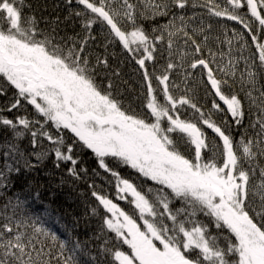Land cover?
<instances>
[{
  "label": "snow or ice",
  "instance_id": "6c2138e0",
  "mask_svg": "<svg viewBox=\"0 0 264 264\" xmlns=\"http://www.w3.org/2000/svg\"><path fill=\"white\" fill-rule=\"evenodd\" d=\"M23 3L24 0H0V77L16 90V98L8 110L19 108L24 101L42 121H30L26 117L15 121L2 118L0 124L11 128L17 138L24 135L17 129L28 130L33 146L39 131V135L55 145L52 150L56 166L59 167L60 161L71 162L69 174L78 179L72 145L62 150L63 131L67 130L72 134L73 143L91 150L98 158L99 167L114 178L115 200L92 191V196L105 210L102 228L113 234L104 239L99 255L110 257L108 264H264V169H260L259 183L250 185V173L255 175L256 172L253 161L258 155L264 156V91L260 98L253 97L251 90L246 93L252 104L261 99L252 125H259V138L244 140L242 137L234 144L226 130L212 119L211 112L205 113L188 95H173L170 74L177 67H183L182 63L169 62L160 75L155 72L150 75L146 62L155 59L157 42H163L164 35L149 36L137 25L135 4L130 0H77L83 11L76 15L84 17L83 27L89 36L97 22L106 25L110 35L142 70L144 115L135 110L127 111L113 98L111 83L105 90L96 83V66L107 68L108 60L97 58L96 65H90L84 55L88 37L80 42L79 48L75 44L60 45L54 36L38 28L35 17L22 18ZM143 3L145 9L140 12L141 17L145 11H151V18L168 14L169 5L162 0H143ZM187 4L188 0H173V5L179 9ZM200 6L207 7L211 15L234 21L247 30L255 49L252 63L258 61L264 71L261 35L264 34V0H224L223 7L216 0H205ZM121 20L131 27L122 28ZM177 31L192 41L194 53H201V45L188 32L183 28ZM232 31L239 37L238 43L244 41L246 46L243 32ZM173 35L168 32L170 38ZM228 43L231 45L232 41ZM172 46L169 39L167 48L171 50ZM184 55L181 54L182 61ZM198 68L206 75L207 90L218 98L213 99L212 109L226 112L240 125L245 116L244 103L237 94L225 92L232 87L229 78L236 77L233 61L230 59L219 68L224 76L217 78L209 60L193 58L184 69V81L192 75L189 69ZM256 76L255 71H248L246 82L241 76L242 85L246 83L250 89H255ZM179 87L174 82L171 84V88ZM184 90L189 91L187 85ZM5 91L0 87V95ZM188 109H191L190 114ZM49 123L57 131L55 137L45 129ZM33 125H39V130H32ZM206 129L211 130L213 138H209ZM8 147L6 155L17 153L24 159V167H37L24 157L16 144ZM181 147L190 154L185 155ZM35 155L42 162L47 153ZM109 159L135 170L144 185L138 186L122 177L109 167ZM15 163L19 164L20 160L16 159ZM5 167L7 173L20 172V168L12 164ZM5 178L6 173L0 170V187L4 186ZM257 198L258 209L254 206ZM116 201L129 204L131 214ZM176 201L180 202V207L173 208ZM19 204L17 200L16 206ZM92 212L95 214L96 209ZM14 216L13 209V215H5V222L0 224V264H50L51 249L45 253L42 245L37 248L36 234L58 242L63 257L66 242L42 226L14 219ZM29 227L33 230L31 234L21 231ZM77 252L88 255L92 264H99L97 257L81 247L79 241L73 245V255L64 258V264H79L75 259ZM42 255L50 258L42 260Z\"/></svg>",
  "mask_w": 264,
  "mask_h": 264
},
{
  "label": "trees",
  "instance_id": "16d2710c",
  "mask_svg": "<svg viewBox=\"0 0 264 264\" xmlns=\"http://www.w3.org/2000/svg\"><path fill=\"white\" fill-rule=\"evenodd\" d=\"M130 2L137 8V25L142 26L149 36L164 35V41L157 42L155 59L146 62L150 75L153 72L160 75L169 62L177 65L182 63L183 67H177L170 74V89L173 95H188L205 113L211 112L212 119L226 130L234 144H238L242 137L244 140L258 139L259 125L255 127L252 125L255 124L261 99H257L256 103L252 104L246 93L251 90L253 97L260 98V93L264 91V71L260 69L258 61L256 64L252 63L251 57L255 49L247 30L234 21L211 15L207 7L200 6L205 3V0H188L184 9L175 7L173 0H162L169 5L168 14L155 15L154 18H151V11H145L144 17L140 16V12L145 9L143 0H130ZM216 2L224 6V0H216ZM193 4L196 6L193 7ZM21 11L22 18L35 17L38 28L45 34L54 36L55 42L64 47L75 44L79 48L80 42L88 37L87 44L84 46V55L90 65H96L97 58L108 60L107 68L103 65L96 66L95 80L98 86L101 90H105L111 83L110 91L113 98L121 102L122 108L127 111L135 110L137 114L144 115L142 101L145 88L142 70L122 45L114 40L106 25L97 22L92 26L89 36L83 27L84 17L76 15V12L83 11V6L79 5L77 0H72L71 3H68V0H24ZM181 16L183 20L180 19ZM120 26L125 29L131 27L123 20L120 21ZM252 27L255 30L256 25L253 23ZM179 28H183L201 45V53H194L192 41L188 40L183 32L177 31ZM232 29H236L237 33L243 32L244 39L247 41L246 46L244 41L238 43L239 37L233 33ZM169 31L174 33L171 38L168 36ZM261 35L264 42V34ZM205 36L207 40L204 39ZM169 39L173 42L171 50L167 48ZM229 40L232 41L231 45L228 43ZM182 53L185 54L183 61ZM193 58L209 60L217 78L224 76L219 68L227 65L230 59L233 61L236 77L234 80L229 78L232 87L226 88L225 92L237 94L244 103L245 116L240 125H236L226 112H216L212 109L213 99L218 98L213 97L207 90L206 75L202 74L201 69H189L192 75L188 81H184V69L188 68V63ZM248 71L257 73L255 89H250L246 83L242 85L241 76L243 75L246 82ZM173 82L180 87L171 88ZM185 85L189 89L187 92L184 90ZM153 86H156L155 80H153ZM0 87L6 89L5 94L0 95V119L7 118L15 121L18 117H26L30 121H42L34 108L24 101H21L19 108L9 111L8 108L16 98V90L8 86L2 77H0ZM188 113H191V109H188ZM45 129L54 137L57 135V131L50 123L45 125ZM17 130L23 131L24 135L17 138L11 128L0 124V170L6 173V178L3 180L4 186L0 187V224L5 222V215H13L14 209V219L27 220L29 224L34 222L37 227L42 226L51 233H55L61 241L66 242L63 257L60 256L59 243H53L50 237L36 234L38 240L34 241L37 248L43 246L45 253L51 249L50 264H64V258L73 255L72 248L76 241H79L81 247L87 249L91 255L96 256L99 264H108L111 258L101 257L99 249L104 239L111 238L113 234L102 228L105 210L92 196V191L108 195L115 200L114 178L99 167L98 158L91 150L73 143L72 134L67 130L63 131L64 148L62 150L72 145V155L77 160L75 168L79 172L78 179L69 174L71 162L60 161L59 167L56 166L57 161L52 150L55 145L39 135V125L32 126V130L38 131L35 146L32 144V137L28 130L23 128ZM206 131L210 139L214 137L211 130L206 129ZM11 144H16L24 157L37 167L32 169L24 167V159L17 153H13L12 156L6 155L9 151L8 146ZM180 150L185 155L190 154L183 147ZM39 153H47L42 162L36 159L35 154ZM16 159L20 160L19 164L15 163ZM107 162L109 167L120 172L122 177L132 180L138 186L144 185L143 178L134 170L120 166L113 159ZM7 164L19 167L20 172L7 173L5 167ZM252 166L256 168V172L255 175L250 173V185L259 183L260 169H264V156L258 155ZM245 167L248 166L245 165ZM81 169L85 171L81 172ZM17 200L20 201L19 206H16ZM116 202L131 214L129 204L124 201ZM254 206L258 209V198L254 201ZM172 207H180V202H174ZM92 209H96L95 214ZM200 219L205 218L200 217ZM205 222H207L206 219ZM21 231L31 234L33 230L29 227L22 228ZM212 231L215 233L216 230L212 229ZM50 257L42 255L41 259L48 260ZM75 259L79 261V264H92L88 255L79 252L75 254Z\"/></svg>",
  "mask_w": 264,
  "mask_h": 264
},
{
  "label": "rangeland",
  "instance_id": "374dc122",
  "mask_svg": "<svg viewBox=\"0 0 264 264\" xmlns=\"http://www.w3.org/2000/svg\"><path fill=\"white\" fill-rule=\"evenodd\" d=\"M135 171V170H134ZM126 247V246H125Z\"/></svg>",
  "mask_w": 264,
  "mask_h": 264
},
{
  "label": "water",
  "instance_id": "95a60500",
  "mask_svg": "<svg viewBox=\"0 0 264 264\" xmlns=\"http://www.w3.org/2000/svg\"><path fill=\"white\" fill-rule=\"evenodd\" d=\"M199 69V68H198Z\"/></svg>",
  "mask_w": 264,
  "mask_h": 264
}]
</instances>
